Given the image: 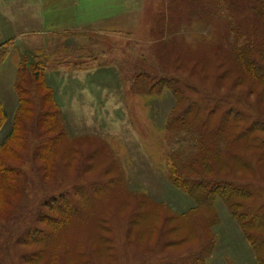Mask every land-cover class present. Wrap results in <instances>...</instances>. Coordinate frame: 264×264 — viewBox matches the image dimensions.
Masks as SVG:
<instances>
[{
    "label": "rangeland",
    "instance_id": "374dc122",
    "mask_svg": "<svg viewBox=\"0 0 264 264\" xmlns=\"http://www.w3.org/2000/svg\"><path fill=\"white\" fill-rule=\"evenodd\" d=\"M108 1L110 0L105 1V7H111ZM207 1L208 7L215 9L210 19L203 16L188 17L193 5L191 0H129L128 12L96 13L98 26L95 29H83L80 33L82 38L88 35L91 42L81 44L78 52L67 51L70 50L69 46L63 48L60 44L46 45L52 49L50 53L44 52V59L50 61L44 72V79L52 91L56 106L55 110L50 109L46 92L41 91L46 100L40 123L36 126L39 140L49 142V146L50 143L55 144L54 139L59 136L56 126L58 118L67 140L75 141L81 150L99 149V158L92 161L93 158L88 157L86 160L92 161L91 164L87 161V169L90 171L81 173L76 169L77 158L74 157L72 168L62 165L56 170L55 177L54 171L53 174L49 173L51 178L44 179L38 173V165L44 174L50 161L57 160L59 164L61 154L54 157L38 144V159L34 160L30 154L23 166L26 172V190L19 203L14 202L9 209L0 203V264H61L59 244L64 243L67 248V245L78 239L82 241L85 251H82L81 246L68 250L62 264H160L168 259L182 260L185 253L197 248L206 249V264H259L244 230L221 199H217L212 210L207 212L208 220L201 211L194 218L201 226L204 222H209L207 233L199 238V242L189 240L180 243V232L175 230L173 233L171 230L168 238L179 245L166 246L168 248H164L165 253H160L162 243H156V237H153V242H148V239L138 242L135 235L143 231V227L136 218L133 219L134 231L130 238L126 234V226L118 231L115 226L108 225L107 219L116 215V209L123 205L115 197L111 198V207L105 216L88 221L83 229L70 225L62 231V241L56 242L55 250L53 246H48L50 240L44 241L41 233L35 235L37 241L34 243L29 239H26L30 241L28 243L21 241L24 236L28 237L30 227L52 230L36 222L35 216L37 209L50 196L68 192L76 183L85 184L89 179L103 176L108 181L117 174L126 194L147 201L151 207H160V203L173 215H183L197 206V201L170 179L168 162L175 154H191L195 157L199 151L188 150L193 143L188 142L191 139L187 128L174 123L176 97L172 90L164 85L153 87L155 81L152 79L146 82L144 77L188 78L191 66L184 62L177 64L176 48L181 49L180 53L185 58L190 55L202 57L215 50L213 47L233 40V28L238 27L240 20L235 0ZM178 7L183 15H187L179 25L160 21L161 15L174 17ZM229 12L231 19L234 17V22H225ZM35 54L22 56L19 63L23 58L34 59ZM192 81L199 84L196 85L199 99L203 100L204 95H212L217 100L228 97L226 95H235L236 98L232 101L236 105L237 99L243 97L247 101V111L264 119V106H260L254 97L248 99L245 95H239L238 90H228V93L218 88L212 89L207 83H199L194 79ZM17 98L20 105L18 94ZM18 108L9 110L3 106L5 119L0 128V159L16 167L19 164L13 157L14 149L21 144L22 138L25 137V145L32 139L31 132L24 135L20 131V125L14 133ZM33 118L31 111L22 110L20 121L26 127L31 126ZM195 144L197 147L196 142ZM63 146L54 145L59 148V153L64 150ZM70 147L67 146L66 151ZM230 150L228 147V153ZM101 156L105 162L114 164V174H108L110 169H107L104 172L106 175H103L106 167L100 165ZM176 162L177 168L186 169L187 165H181L179 160ZM260 174L264 177V166L257 170V177H261ZM244 177L250 179L249 175L243 174L242 178ZM254 182L256 188L264 191L263 180L257 178ZM19 197L20 195L17 196L18 199ZM2 209L8 210V213L5 214ZM44 210L46 211L45 206ZM103 231L116 240L114 252L109 253L114 254L113 260L106 256L109 251L104 254L98 252L100 246L112 247L105 245V242L102 244L98 238ZM146 231L150 233L151 230ZM103 235L106 236V233Z\"/></svg>",
    "mask_w": 264,
    "mask_h": 264
},
{
    "label": "trees",
    "instance_id": "16d2710c",
    "mask_svg": "<svg viewBox=\"0 0 264 264\" xmlns=\"http://www.w3.org/2000/svg\"><path fill=\"white\" fill-rule=\"evenodd\" d=\"M191 3L193 5L190 7L188 15L190 18L203 16L210 19L215 11L210 6L208 7L207 0H191ZM234 3L240 14V20L238 27L233 28V40L223 43L222 46L213 47L216 52L213 50L202 57L190 55L189 58H185L180 53V48L175 49L177 64L184 62L191 66L188 78L181 76L144 77L146 82H150L152 79L155 81L153 87L164 85L172 90L176 97L174 123L182 128H187V134L191 140L188 141L186 138V141L193 143V146L188 150L199 151L195 157L191 154H175L168 162L170 179L175 185L190 194L197 201V206L183 215L169 213L167 208L160 203L158 204L160 207L149 206L147 201H142V199L124 192L120 177L114 174V164L105 162L101 156L100 165L106 167L105 171L103 170V175H106L104 172L110 169L108 174H114V177L107 181L106 177L102 175L103 177L87 180L85 184L76 183L68 192L50 196L45 204L43 202L37 209L35 216L36 222L44 224L52 230L30 227L27 233L28 237L24 236L22 242L31 241L34 243L37 241L35 235L41 233L44 236V241L50 240L48 246L51 248L53 246V250H55L56 242L62 241V231H65L70 225L83 229L88 221L105 216L104 214L109 213L111 198L115 197L120 199L123 205L116 209V215L107 219L108 225L115 226L118 231L126 226V234L130 238L134 231L133 219L136 218L143 227V231L135 235L138 242L147 241V239L148 242H153V237H156L155 242L162 243L159 248L160 253H165L164 248H168L166 246L179 245V243H175V240L168 238L171 235V230L173 233L175 230L180 232V243L189 240L199 242V238L207 233L209 222H204L201 226L199 221L194 218L201 211L208 220L207 212L212 210L217 199H221L244 230L246 238L256 252L258 263L264 264V191L254 185L257 178L264 181L262 174H260L261 177H257V170L260 166H264V119L247 111V101L243 97L237 99L236 105L232 101L236 98L235 95H226L228 97L224 96L220 100L212 95L209 97L204 95L203 100L199 99L197 90L199 84L192 81L194 79L199 83H207L212 89L218 88L228 93L230 92L228 90H238L239 95H245L248 99L254 97L260 106H264V0H235ZM179 8L177 13H174V17L161 15L160 21L174 22L173 25H179L187 16L183 15ZM231 16L229 12L225 22L230 21L231 23V20H234V17L231 19ZM9 44V42H5L2 45L7 47ZM7 51L8 49L0 52V58L4 59L8 54ZM49 65V59L42 58L39 53L34 56V59L23 58L19 63L16 90L20 105L14 133L20 125V131L24 135L31 132L32 139H29L28 145H25V137L22 138L21 144L14 149L13 157L19 167L0 159V203L8 209L12 208L14 202L19 203L26 190L24 183L26 172L23 166L30 154L34 160L38 159L36 154L38 144L42 150L51 152L54 157H59L61 154L59 164L57 160L50 161L49 167L44 169V174L38 165V173L42 177L44 176V179L51 178L49 173L53 174L54 171L55 177L56 170L62 165L68 169L72 168L74 157L77 158L76 169L81 173L90 171L87 169V161L91 164L93 160L99 158L97 151L99 149L81 150L75 141L67 140L58 118L56 126L59 136L54 139V143L57 146L64 145L62 153H59V148L54 147L55 144L50 143V147L49 142L39 140L40 135L37 127L42 117L44 100H46L41 95V91L46 92L45 96L48 97L51 104L50 109L55 110L56 106L52 99V91L44 79V72ZM22 110L31 111L34 114L29 128L20 121ZM4 119L3 105L0 103V128ZM65 146H71L70 150L66 151ZM228 147L231 148L229 153ZM22 151L24 154H21ZM88 157L93 158L92 161L86 160ZM176 160H179L181 165H187L186 169L179 167L178 169ZM84 168L86 169L84 170ZM243 174L249 175L250 179L242 178ZM111 187H113L112 190ZM76 198H80V200H76ZM44 206L47 212L44 210ZM2 212L6 214L8 210L2 209ZM57 215L62 216L57 217ZM119 216L122 218L120 219ZM148 229L151 230L150 233H146ZM104 233L106 236L103 235ZM108 234H111V231H108ZM98 238L101 239L102 244L105 242V245L112 246L111 249L108 246L107 248L100 246L98 252L104 254L109 251L106 256L113 260L114 254L109 253H111L110 251L114 252L115 238L107 236L105 231L101 232ZM78 246H81L82 251H85L80 239L67 245V248L64 243L59 244L60 257H58L61 264L64 262L67 251ZM142 253L144 252L142 251ZM185 254L186 256L182 260L171 261L168 259L160 264H206L207 262L205 248L192 249Z\"/></svg>",
    "mask_w": 264,
    "mask_h": 264
},
{
    "label": "crops",
    "instance_id": "0c3cea01",
    "mask_svg": "<svg viewBox=\"0 0 264 264\" xmlns=\"http://www.w3.org/2000/svg\"><path fill=\"white\" fill-rule=\"evenodd\" d=\"M105 1L0 0V52L8 49V54L0 61V103L6 109L19 107L16 80L22 56L39 53L44 58V52L50 53L52 49L46 46L48 44L69 46L67 51H78L81 44L91 42L88 35L82 38L80 33L98 26L97 12L129 10V0H110L107 3L111 7H105ZM5 42L10 44L6 47L2 45Z\"/></svg>",
    "mask_w": 264,
    "mask_h": 264
}]
</instances>
